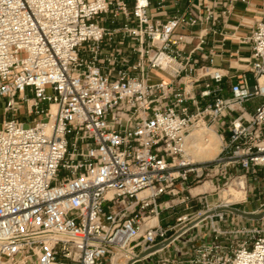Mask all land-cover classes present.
Segmentation results:
<instances>
[{
    "label": "built area",
    "instance_id": "2783aa9c",
    "mask_svg": "<svg viewBox=\"0 0 264 264\" xmlns=\"http://www.w3.org/2000/svg\"><path fill=\"white\" fill-rule=\"evenodd\" d=\"M207 1L162 18L165 0H0V264H138L170 238L155 264H264V216L219 209L264 185V17L224 94L203 46L234 0ZM198 130L210 159L187 148Z\"/></svg>",
    "mask_w": 264,
    "mask_h": 264
},
{
    "label": "crops",
    "instance_id": "0c3cea01",
    "mask_svg": "<svg viewBox=\"0 0 264 264\" xmlns=\"http://www.w3.org/2000/svg\"><path fill=\"white\" fill-rule=\"evenodd\" d=\"M189 0H165V10L161 13L164 14L162 18L170 16L177 13V11H182ZM194 2L195 0H191ZM204 3L208 2L203 0ZM151 8H155V0H151ZM264 17V0H234L232 2V7L230 13L224 22H220L214 28L216 33L209 32L207 35L206 43L203 46V52L208 54L209 52L214 54L213 65L220 68L225 76L222 79V86L224 87V94L228 91V86L233 80L230 75L238 74L242 72L244 68V63L241 60L249 58L251 56L250 48L247 44L240 43L236 37H243L249 31L250 26H252L258 19ZM200 29V26L195 25L189 30H180L187 35V40L189 43H178L177 47L183 49L184 53L189 52L196 42V35ZM222 33V34H220ZM233 34V35H232ZM247 74V73H246ZM258 98H253L248 100L244 105L247 112H252L255 105L259 103ZM199 191V188L192 189V192ZM193 207L187 212L193 213L197 208V204L192 201ZM184 211L182 206H177L176 210ZM160 218V223L163 225L172 224L174 221L175 214H167ZM162 213V214H163ZM239 217V216H238ZM242 218V217H241ZM240 219V218H239ZM243 219V218H242ZM170 249V248H169ZM170 251V250H169ZM168 252V250H166ZM161 251L155 254V251L145 257L143 260H150L155 264V255L159 258L166 253ZM139 264V263H138Z\"/></svg>",
    "mask_w": 264,
    "mask_h": 264
},
{
    "label": "bare ground",
    "instance_id": "6f19581e",
    "mask_svg": "<svg viewBox=\"0 0 264 264\" xmlns=\"http://www.w3.org/2000/svg\"><path fill=\"white\" fill-rule=\"evenodd\" d=\"M205 137L207 138L205 139ZM219 142L218 136L212 130H208V134L206 135H203V132L198 130L193 132L189 137L187 148L195 159H210L217 153ZM208 184V182H205L202 187L197 188L199 190L207 189L209 187ZM243 188L244 183L235 182L233 185H229L223 189L219 194L223 205L245 201V191ZM113 264L124 263L123 261L116 260V257H114Z\"/></svg>",
    "mask_w": 264,
    "mask_h": 264
},
{
    "label": "rangeland",
    "instance_id": "374dc122",
    "mask_svg": "<svg viewBox=\"0 0 264 264\" xmlns=\"http://www.w3.org/2000/svg\"><path fill=\"white\" fill-rule=\"evenodd\" d=\"M107 26H110L109 23H106ZM246 80L248 84L251 86L254 83V77L251 73L246 74ZM4 99L0 98V120L4 117L3 114V105H4ZM24 113V109H21L18 112V116L22 115ZM217 198L216 195H209L207 197L208 200H215ZM245 201L242 202H234L231 206L234 208H237L239 210L245 211V212H259L264 209V185L260 189H256L248 193L245 197ZM165 214L163 213L162 216ZM155 262L158 261L159 257L155 255ZM154 262V263H155ZM139 264H153L150 260H143L140 261Z\"/></svg>",
    "mask_w": 264,
    "mask_h": 264
},
{
    "label": "water",
    "instance_id": "95a60500",
    "mask_svg": "<svg viewBox=\"0 0 264 264\" xmlns=\"http://www.w3.org/2000/svg\"><path fill=\"white\" fill-rule=\"evenodd\" d=\"M219 209L229 210V211H231L233 213H236V214H238V215H240V216H242L244 218H249V219H258V218L264 216V209L259 211V212H256V213L245 212V211H242V210H239L237 208L230 207V206H224V207H221ZM170 239H168V240H166V241H164V242H162L160 244L153 245V246L147 248L146 250L140 252L139 255H138V258H141V257L145 256L146 254H148V253H150L152 251H155V250L165 246L170 241ZM128 264H130V262Z\"/></svg>",
    "mask_w": 264,
    "mask_h": 264
}]
</instances>
